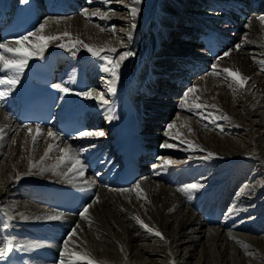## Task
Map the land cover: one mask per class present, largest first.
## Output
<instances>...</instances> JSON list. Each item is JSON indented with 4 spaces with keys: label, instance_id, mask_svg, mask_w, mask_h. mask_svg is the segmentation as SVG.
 <instances>
[{
    "label": "bare ground",
    "instance_id": "1",
    "mask_svg": "<svg viewBox=\"0 0 264 264\" xmlns=\"http://www.w3.org/2000/svg\"><path fill=\"white\" fill-rule=\"evenodd\" d=\"M37 1L41 7L37 28L48 21L43 35L71 33L63 40L50 42L42 54V57H48L62 51L63 58L58 60L62 64L67 61L59 76L63 86L75 91L78 81L84 82L82 90L93 87L104 92L111 103L99 107L93 100L91 102L90 117L93 121L88 124L93 126L90 131H103L104 136L64 141L59 138L53 140L44 134L48 129L55 132L52 127H40L41 133L37 134L36 126L19 124L15 100L20 82L10 95L0 99V128L3 129V139H0V184L3 185L0 189V244L17 237L14 243H22L24 249H30L31 261L39 264L37 249L51 251L53 247H27L32 243L19 238L23 236L24 224H57L71 220L69 235L76 225L80 228L69 241L67 250L63 247L64 243L60 246L66 257L64 264H88L87 261H77L71 255L73 252L87 253L98 264H172L173 261L175 264H264V211L262 215L259 213L264 210V194L262 197L259 195L264 192V186L256 188L253 184L261 178L258 173L264 175V136L258 131L259 128L264 131V22L258 19L264 16V0H159L149 9L146 0H142L138 6L140 11L135 19V29L130 27L133 21L129 8L132 4H126L124 0H110L109 4H104L102 0L91 3L89 0ZM84 9H88L90 17L93 11L100 9L101 13H107L108 18H86L82 15ZM189 10H198L200 14H191ZM2 11L1 8L0 34L1 30L15 22L14 18L2 22L8 17L5 10ZM120 12L126 17L119 15ZM178 23L184 27L175 29ZM113 25L115 35L109 30ZM102 28L105 30L101 31ZM177 30L184 32L183 39L187 42L180 41L179 35L180 38L176 37L170 46L167 40ZM128 31L132 32L131 40L126 38ZM212 33L213 37L208 39ZM76 39L98 48L105 45L116 47V53H103L113 58L124 51L135 53L121 64L114 95L108 92L107 81L112 77L103 71L106 62L92 56L81 45L72 48L71 44ZM120 40L126 47L120 46ZM60 43L69 46L61 48L58 46ZM209 43L216 44L219 51L208 53ZM236 45L240 48L233 50ZM9 46L16 47L14 43ZM225 52H230V55L224 56ZM38 58H32L28 64ZM208 63L213 65L207 68ZM182 66L183 71H179ZM224 69L239 75L230 76ZM4 75L6 73L0 72V77ZM160 80L172 83V89L156 84ZM129 81L133 84L126 93ZM193 86H196V91L189 93L185 100L184 93ZM0 90H3L2 86ZM175 90L179 92L174 94ZM149 93L155 94L156 101L149 103L145 100ZM130 102L136 121H139V111L145 114L142 119L146 120V134L149 136L147 148L151 152L158 150L159 157L178 164L166 169L157 167L163 163L155 164L134 187L128 188L131 191L126 192L112 191L120 189L108 183V179L117 173L112 168L105 178L99 177L101 183L96 195L99 200L95 198L92 202L87 219L63 215L59 220L36 219L58 214L48 206L36 203L38 189L49 186L67 190L86 188L87 185L92 187L90 176L101 171V165L94 162L92 154H97L100 147L106 148L111 137L107 125L117 121L121 108ZM198 103L202 105L200 109L195 107ZM108 108L112 109L111 113ZM197 112L199 114L195 115ZM202 113L205 116L196 121ZM193 114L195 119H188ZM109 115L115 118L109 121ZM224 116L229 119H223ZM219 121L229 123L238 137H232L230 132L224 133L222 126L213 127ZM173 122L175 127L168 130L167 125ZM28 128L32 129L31 134ZM238 132L248 135L241 137ZM34 135L35 143L32 141ZM165 142L176 147H161ZM49 144L53 145V150L43 164L31 168L35 174L21 175L18 181L15 180L18 173L23 174L29 170L31 163L40 160ZM67 146L81 151V159L86 157L84 162L89 166L84 176L56 174L66 171L68 166L64 163L55 168L57 158L63 155L57 149ZM208 152L215 155L204 159ZM188 158L199 159L202 163L206 162L204 160L216 163L188 164ZM184 160L187 166L183 164ZM226 165H231L229 171H225ZM254 165L258 166L259 172L251 181ZM40 168L55 170L40 173ZM236 170L237 175L234 173ZM191 183H201L204 187L187 194L178 190ZM137 184L140 188L135 187ZM214 193L218 195L217 204L224 195H229L230 209L220 225L209 226L206 221L214 210L198 214L197 209L202 203L200 195L211 198ZM245 193L252 194L255 199ZM204 205L209 207L208 203ZM236 207L238 213L235 214ZM21 213L29 219H21ZM9 216L15 218L9 220ZM136 216L154 231L149 233L137 222ZM155 231L161 232L167 243L155 236ZM254 249L261 253V257Z\"/></svg>",
    "mask_w": 264,
    "mask_h": 264
},
{
    "label": "snow or ice",
    "instance_id": "2",
    "mask_svg": "<svg viewBox=\"0 0 264 264\" xmlns=\"http://www.w3.org/2000/svg\"><path fill=\"white\" fill-rule=\"evenodd\" d=\"M21 2L24 4H27L29 2V0H21ZM91 2H93V0H89V3H91ZM102 2L104 4H109L110 0H102ZM141 3H142V0H131L132 6L129 8V14H130V17L133 21L130 25L131 29L136 28L135 19H136L137 15L139 14L140 8L138 6ZM82 15H84L86 18H91V17H96V16H98L100 19H107L108 18L107 13H101L100 9H96L95 11H93L91 13V17L89 16L88 9H84L82 12ZM49 19H51V18H49ZM258 19L260 21L264 22V16H260V17H258ZM56 22L59 23V20H57ZM47 24H48V21L46 20L44 23L40 24L39 28H37L36 31L29 32L26 35L20 36V37L16 38L14 41H8V42L0 43V72L6 73V75H4L3 77H0V86H2V88H3V90H0V99L6 98L16 88L17 84L20 82L21 75L24 73V70L28 66L29 60H31L34 57L43 58L42 54L44 53V51H46L50 42L60 41V40H63L65 37L71 36V33H68V32L57 33L55 35L45 36L42 33L44 32ZM104 30L105 29H103V28L101 29V31H104ZM109 30L115 35V26L114 25ZM30 37L32 38L31 40L29 39ZM126 38L128 40L132 39V32L131 31L127 32ZM10 43H14L16 45V47H10L9 46ZM119 43H120L121 47H126L123 40H120ZM77 45H81L88 52H90L92 56L97 57L100 60L106 62L103 66V71L106 73H109L110 76L112 77V79L107 81V83L109 85L108 92L114 95L115 91H116V88L114 87V85L120 79L119 69L121 67V64L123 63V61L126 58L134 56L135 53L132 51H124V52L120 53L118 55V57L113 58L112 56L106 55L103 53H105V52L116 53L118 51V49L116 47H108L107 45H105L104 47L98 48V47H95L93 45L86 44L79 39H76L74 42H72L71 47L74 48ZM58 46L61 48H64V47H68L69 45L66 43H60ZM239 48H240V45H236L233 50H238ZM223 55L229 56L230 52H225ZM220 59H223V57H220ZM223 71L228 73L230 76H233V77L239 75L238 72H233L230 69H224ZM245 79H248V78H245ZM241 83H243V81H241ZM52 87L58 89L62 94H65V95L72 93V94H75L77 96H82L86 99L93 100L94 102H96V104L99 107H105V106L110 105V103H111V101L105 97L104 92H99L95 89H88L85 91L75 92L73 89H70L69 87H64V86L59 85V84H53ZM195 91H196V86L188 88L187 91L184 93V99L186 100L189 93H193ZM181 106L183 107V105H181ZM195 107H196V109H200L202 107V105L198 103L195 105ZM212 107H215V106L213 105ZM107 110L110 113L112 111L111 108H108ZM189 111H192V109H189ZM114 118L115 117H113L112 115H109L107 117V119L109 121H111ZM223 119H229V117L224 116ZM25 127H28V126H25ZM174 127H175L174 122L169 123L167 125L168 130L173 129ZM35 131L37 134L41 133L39 125L36 126ZM28 132L31 134L32 129L28 128ZM44 134L49 136V137H52L53 140L57 139L60 136V133L54 132L51 129H48L46 131V133H44ZM165 134L168 135L169 133L166 131ZM104 135H105V133L103 131H90L87 129H83V130L77 131V133L75 134V138H78V139H80V138H96V137H102ZM0 139H3V129L2 128H0ZM173 139H178V137H173ZM32 141H33V143H35V141H36L35 135L32 136ZM13 143H15V141H13ZM188 146H189V148H191L192 144L189 142ZM161 147L173 148V147H176V145L165 142L161 145ZM52 150H53V145L49 144L48 148L44 152V155L40 157V160L38 162L31 163L29 170L24 172L23 174L18 173L17 176L15 177V180L18 181L21 178V175H33V174H35L31 171V168H35V167H38L39 164H43L44 160L46 158H48L49 153L52 152ZM57 150L59 152L63 153V155H61L57 158L58 163H57V165H55V168H59L60 165L64 164V163H66L68 165L66 168V171L57 172L56 173L57 175L68 176L69 173H73V174H76L79 176L85 175L86 169L88 168L89 165L86 164L83 159H81V157L83 155V153L81 151L75 150L71 146H67L64 148H58ZM187 150L188 149H185V151H187ZM201 151H203V149H201ZM214 155H215L214 153L208 152L207 156H205L204 159H209V158L213 157ZM21 158H23V157H21ZM158 159L163 161V164L157 165V167H163L165 169L176 163L175 161H173L171 159H167L165 157H159ZM29 161H31V157H29ZM55 168H53V169L40 168V173H43L44 171H48V170L54 171ZM135 187L140 188V185L137 184ZM203 187H204V185L201 183H191V184H188L185 187L180 188L178 190L182 193L187 194V193H190V192H193L196 190H200ZM2 188H3V185L0 184V189H2ZM82 191H83V189H82ZM112 191L126 192V191H131V189H112ZM188 198H189V200H191L192 196L189 195ZM96 200L98 201L99 197H97ZM91 207H93L92 203H88V204L83 206V208L79 212V215L82 219L88 218L87 214H88L89 209ZM14 218L15 217H12V216L8 217L9 220L14 219ZM20 218L24 219V220L29 219L28 216H26L22 213L20 214ZM61 218H62V214H59V213L56 215H49L46 217H36V219H38V220L39 219L59 220ZM135 219L149 233H152L154 231L153 228H151L147 224H145L144 221L141 220L139 216H136ZM79 228H80V226L76 225V227L72 229L71 234L64 241L63 247L65 250L68 249L69 241H71L73 239V236L77 235V230ZM154 234H155V236L159 237L161 240H165V238L161 232L155 231ZM229 235L231 236V233H229ZM165 242L167 243L166 240H165ZM27 247L38 248V247H41V245L38 243H33V244L27 245ZM244 247L247 248L248 246L244 245ZM13 250H14L13 241L11 239L6 240L4 242L3 247H0V258L7 257L10 253L13 252ZM71 255L74 256L77 261H87L88 264H98V262L92 260L87 253L82 255L79 252H73V253H71ZM63 256H64V252H61L62 259L60 260V264H64ZM172 264H175V261H173Z\"/></svg>",
    "mask_w": 264,
    "mask_h": 264
},
{
    "label": "rangeland",
    "instance_id": "3",
    "mask_svg": "<svg viewBox=\"0 0 264 264\" xmlns=\"http://www.w3.org/2000/svg\"><path fill=\"white\" fill-rule=\"evenodd\" d=\"M159 0H146V6H147V8L149 9L150 7H152L153 5H155V3H156V5H157V2H158ZM124 2H126V4H131V1H125L124 0ZM191 9V8H190ZM183 12H187V10H183ZM188 12H190L191 14H193V13H199L198 12V10L196 11V10H189ZM119 15H121V16H123V17H126V14L125 13H123V12H120V13H118ZM200 14V13H199ZM175 27H177V29L178 28H182V27H184V25H179V23L178 24H176L175 25ZM176 36H173V37H169V40L167 41V43L171 46L172 45V43H173V41H174V38H175ZM178 38V37H177ZM184 97V96H183ZM216 102H217V100H215ZM208 112V111H207ZM206 112V113H207ZM196 114H199V112H197V113H195V115ZM193 116H194V114L193 115H191V116H188V119H195V118H193ZM205 116V113H202L201 114V116L198 118V120H196V121H200L203 117ZM243 119V121H244V118H246L245 116L244 117H242ZM223 127L222 129H225V132L224 133H228V132H230V133H232L233 135H232V137H234V138H237L238 136H237V132H235L236 130H233L232 131V129H231V125L229 124V123H222V121H219V122H216V124L214 123V125H213V127ZM229 126V127H228ZM227 129V130H226ZM258 129V128H257ZM258 131H260L259 133H260V135H262V136H264V131H263V129H258ZM250 131H248L247 133H249ZM245 133V134H244ZM246 132H243V134H241L240 132H238V135H240L241 137H242V135H244V137L246 136V135H248ZM188 160V164L190 163V164H194V161H192L193 159L192 158H188L187 159ZM204 161H206L205 163H209V165L210 164H215L216 162H213V161H210V160H204ZM183 162H185V160L183 161ZM200 163H202V161L200 160L199 161V159L197 160V163L196 164H200ZM175 164H178V162H176ZM179 164H182V163H179ZM185 166H187V163L185 164ZM226 170L225 171H229L230 169H231V165H226L225 167H224ZM257 170H259L258 169V166L257 165H254L253 166V170H252V172H251V181L253 180V179H255V176L257 175V173L259 172V171H257ZM238 173V171L236 170L234 173H235V175H237V173ZM258 174H260V176H261V178L259 179V181L258 180H255L254 182H253V184H255L257 187L256 188H259L260 186H264V175H262L261 173H258ZM254 194H256V193H254ZM262 194V195H261ZM261 194H259L261 197L263 196V194H264V192L263 193H261ZM245 195L247 196V197H250V198H252L253 200L255 199L253 196H252V194H250V195H247L246 193H245ZM261 202H263V200L262 201H260V203ZM259 204V203H258ZM264 205V204H263ZM255 206H257V205H255ZM262 211H264V210H262ZM261 210H260V212L259 213H261L262 212ZM257 216V215H256ZM259 237H261V236H259ZM261 238H263V237H261ZM254 252H256V254L259 256V257H261V253L260 252H258V250L257 249H254ZM264 261V260H263Z\"/></svg>",
    "mask_w": 264,
    "mask_h": 264
}]
</instances>
